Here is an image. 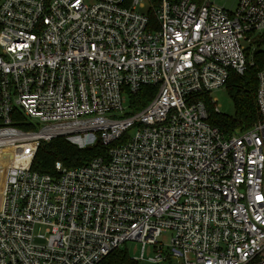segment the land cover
<instances>
[{
	"label": "built area",
	"instance_id": "obj_1",
	"mask_svg": "<svg viewBox=\"0 0 264 264\" xmlns=\"http://www.w3.org/2000/svg\"><path fill=\"white\" fill-rule=\"evenodd\" d=\"M261 32L264 0L233 12L212 0H0V264H99L129 242L141 244L137 262L253 264L264 254V69L245 132L212 127L196 95L243 76ZM144 86L156 95L128 114ZM87 135L108 155L32 170L41 142Z\"/></svg>",
	"mask_w": 264,
	"mask_h": 264
},
{
	"label": "trees",
	"instance_id": "obj_2",
	"mask_svg": "<svg viewBox=\"0 0 264 264\" xmlns=\"http://www.w3.org/2000/svg\"><path fill=\"white\" fill-rule=\"evenodd\" d=\"M264 34L253 38L246 54L248 68L243 76L231 74L226 86L228 95L234 104V117L222 115L217 112L216 104L208 94H197V98L205 101L208 123L226 136L245 132L259 121V112L256 104V91L258 87V74L264 69ZM157 88L144 86L137 94H128L129 113L133 114L146 107L156 95ZM13 117L14 125L23 129L28 126L19 113ZM124 135L115 145L126 140ZM78 144L75 138L61 137L50 142H41L33 161L32 170L41 174L55 175V164L62 163L66 168H77L88 164L93 159L108 155L109 148L105 147L100 139L94 138L86 144ZM99 264H140L134 261L127 250L121 248L113 251Z\"/></svg>",
	"mask_w": 264,
	"mask_h": 264
},
{
	"label": "rangeland",
	"instance_id": "obj_3",
	"mask_svg": "<svg viewBox=\"0 0 264 264\" xmlns=\"http://www.w3.org/2000/svg\"><path fill=\"white\" fill-rule=\"evenodd\" d=\"M238 2H239V0H212V3H214L215 5L220 6L222 8H225L226 10H228L230 12H233V11L236 10V8L238 6ZM261 35H263L262 32L258 33V34H255V36L253 38L260 37ZM251 42H252V39H251ZM251 42L247 45L248 47H250ZM263 50H264V47H263ZM212 98L216 102V106L218 108V111L222 115L229 116V117H234V114H235L234 104H233V101L231 100L230 96L228 95V92H227L226 88L214 91L212 93ZM125 109H126V111L129 110L128 101L125 104ZM34 123L38 124V120L34 121ZM92 139H93V136L87 135V136L76 137L75 141L78 144L80 143V144H83V145H92V143L91 144H86L87 141H92ZM170 237H171L170 232L164 233L159 238V242L162 245L167 246L169 244V242H170ZM121 249L127 250L128 254H129V256L131 258H137V257H139L141 255V244H137V243H134V242H129L126 245L122 246ZM151 256H154V254H151ZM263 260H264V254L258 256L255 259V261L253 262V264L260 263ZM140 264H153V263H149V262H146V261H140ZM164 264H175V262L164 263Z\"/></svg>",
	"mask_w": 264,
	"mask_h": 264
},
{
	"label": "bare ground",
	"instance_id": "obj_4",
	"mask_svg": "<svg viewBox=\"0 0 264 264\" xmlns=\"http://www.w3.org/2000/svg\"><path fill=\"white\" fill-rule=\"evenodd\" d=\"M4 161L2 155H0V164H1V167H0V199H1V194H2V187L4 186V180H5V167H3L4 163L2 162Z\"/></svg>",
	"mask_w": 264,
	"mask_h": 264
}]
</instances>
